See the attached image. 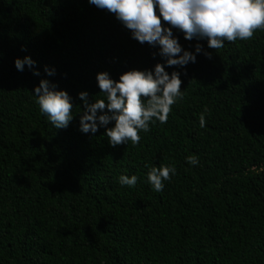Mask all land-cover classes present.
Returning a JSON list of instances; mask_svg holds the SVG:
<instances>
[{"label": "trees", "instance_id": "obj_1", "mask_svg": "<svg viewBox=\"0 0 264 264\" xmlns=\"http://www.w3.org/2000/svg\"><path fill=\"white\" fill-rule=\"evenodd\" d=\"M173 35L211 58L165 66L181 72L183 99L138 144L112 147L104 128L78 130V93L91 103L97 73L163 64L158 46L87 0H0V264H264V31L216 50ZM24 56L38 76L16 70ZM41 79L72 97L66 128L39 112ZM168 164L175 176L151 190L147 171Z\"/></svg>", "mask_w": 264, "mask_h": 264}, {"label": "clouds", "instance_id": "obj_2", "mask_svg": "<svg viewBox=\"0 0 264 264\" xmlns=\"http://www.w3.org/2000/svg\"><path fill=\"white\" fill-rule=\"evenodd\" d=\"M88 4L114 14L120 24L130 30L131 38L143 44L158 46L163 64L157 63L151 70L132 69L123 72L118 79L99 72L96 82L102 98L88 100V92L80 91L78 98L83 103L79 116L78 130L84 134H95L104 128L103 135L110 146L129 142L135 146L140 142V132L147 133L150 124H164L172 111V105L183 99L181 72L170 74L165 66L183 69L196 62V54L203 52L197 43L194 52L182 48L173 30L182 33L185 40L206 41L207 48L220 49L225 42L247 41L257 30L264 31V0H87ZM162 21L166 22L162 24ZM27 65L33 75H39L29 56L15 58L14 67L23 71ZM45 73L55 74L54 68L45 66ZM186 74V73H185ZM39 112L55 129L66 128L73 119L72 97L47 79H41L32 91ZM207 110H205L206 112ZM199 127H205V114L198 117ZM112 122L111 127H106ZM185 161L190 166L199 163L196 155H187ZM173 164L151 166L146 173V183L151 190L161 192L164 181L175 176ZM136 175H120L118 183L132 187L137 182Z\"/></svg>", "mask_w": 264, "mask_h": 264}]
</instances>
